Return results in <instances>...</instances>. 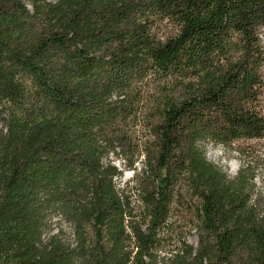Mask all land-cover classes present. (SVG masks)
<instances>
[{
  "label": "trees",
  "instance_id": "trees-1",
  "mask_svg": "<svg viewBox=\"0 0 264 264\" xmlns=\"http://www.w3.org/2000/svg\"><path fill=\"white\" fill-rule=\"evenodd\" d=\"M29 1L0 0V264H264L253 166L207 156L264 139V0Z\"/></svg>",
  "mask_w": 264,
  "mask_h": 264
},
{
  "label": "rangeland",
  "instance_id": "rangeland-1",
  "mask_svg": "<svg viewBox=\"0 0 264 264\" xmlns=\"http://www.w3.org/2000/svg\"><path fill=\"white\" fill-rule=\"evenodd\" d=\"M31 8L30 1L24 0ZM55 2L57 0H48ZM264 38V35H263ZM237 148L242 149L245 155H241ZM207 156L209 160L225 168L231 175L235 176L242 164L248 162L253 166L256 173V184L258 187L264 190V139L261 140H249L239 141L233 144V148H226L222 146H208ZM115 163L123 171L122 182L130 180L134 172L125 167V163L122 159L114 157ZM138 170L141 168L140 161L136 164ZM175 221L173 228H170V232L180 230L183 232V236L186 240L197 247L199 242L200 231L194 226L191 219L182 215L181 211H177L173 216ZM178 228V229H174Z\"/></svg>",
  "mask_w": 264,
  "mask_h": 264
}]
</instances>
